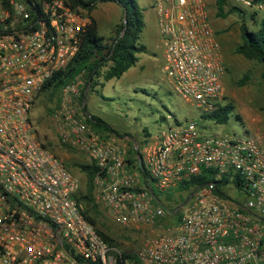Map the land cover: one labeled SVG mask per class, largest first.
<instances>
[{
	"label": "built area",
	"instance_id": "built-area-1",
	"mask_svg": "<svg viewBox=\"0 0 264 264\" xmlns=\"http://www.w3.org/2000/svg\"><path fill=\"white\" fill-rule=\"evenodd\" d=\"M214 4L148 5L165 79L199 117L223 98V54L206 11ZM232 7L255 19L264 14V0H223L225 10ZM88 22L68 0H0V264L135 263L84 218L75 200L79 179L38 140L29 118L44 84L77 53ZM78 76L60 88L52 126L60 145L94 166L92 191L109 220L151 233L134 253L136 263L264 264V130L208 137L194 121L167 116L154 136L128 145L87 126ZM201 170L212 181L167 210L157 193ZM165 216L172 221L164 223Z\"/></svg>",
	"mask_w": 264,
	"mask_h": 264
},
{
	"label": "rangeland",
	"instance_id": "rangeland-1",
	"mask_svg": "<svg viewBox=\"0 0 264 264\" xmlns=\"http://www.w3.org/2000/svg\"><path fill=\"white\" fill-rule=\"evenodd\" d=\"M133 1L139 8L144 24L139 37L144 50L137 54V62L117 79L103 80L106 66L101 67L94 78L96 85L92 92L88 91L89 84H85L84 74L78 76L82 83L78 91L82 92L81 104L84 99L85 112L100 119L113 134L125 137L128 145L129 138L136 143L144 134L154 136L165 126L164 119L169 121L167 116L170 121H194L198 131L208 137L241 136L246 129L252 132L264 130V71L260 64L233 52L240 43L238 25L241 17L237 13L219 19L214 17L212 6L206 7L208 21L221 46L226 69L223 98L234 108L227 123L218 125L200 118L198 110L182 101L166 81L162 70V47L153 13L148 8L149 0ZM92 6L89 16L96 24L97 35L109 44L114 36L113 28L122 19L120 8L114 3H101L99 0H92ZM78 10L85 13V10ZM243 19L248 29L256 28L248 16L245 15ZM243 76L247 80L237 85L236 81ZM58 100V90L40 92L30 108L29 118L38 140L77 176L80 192L84 194L86 180L78 165L86 163L85 157L74 149L60 145L52 126L51 118ZM235 115L239 116L240 121L234 119ZM80 206L93 218L95 227L113 239L122 252L135 253L141 242L151 235L147 228L134 229L113 224L93 191L90 207L83 202H80ZM169 221L172 219L167 217L163 220L164 223Z\"/></svg>",
	"mask_w": 264,
	"mask_h": 264
},
{
	"label": "trees",
	"instance_id": "trees-1",
	"mask_svg": "<svg viewBox=\"0 0 264 264\" xmlns=\"http://www.w3.org/2000/svg\"><path fill=\"white\" fill-rule=\"evenodd\" d=\"M68 1L69 6L72 9L78 10L80 8L85 10V13L89 18V22L81 33L77 53L63 69L53 73L51 78L42 87L41 92L49 89L52 91H59L63 85L82 73L86 78L85 84H89L88 91L92 92L93 87L96 85L94 78L98 75L101 67L106 66V70L102 76L103 80L107 81L113 78L117 79L135 64L137 60L136 55L144 50L143 46L139 44V37L143 29V22L141 20L139 8L133 0H99L101 3L109 2L116 4L119 6L123 15L119 24L112 30L114 36L110 38L109 44L103 42V39L97 35L96 24L89 16L93 7L92 0ZM214 7V17L216 18L224 19L230 13H237L238 16L241 17L238 25L240 43L234 47L233 52L234 54L242 56L246 60L255 61L260 64L264 71V14L258 19L253 18V16H248L249 20L254 22L256 26L255 29H248L243 19L246 15L244 11L234 7L225 10L223 8V0H215ZM123 24H125L124 27ZM121 29H123V32L117 39ZM246 80L247 77L243 76L236 81V84L242 85ZM82 98V92H80L78 102L79 105H81V112H84L85 105L81 104ZM233 109L232 104L224 101V98H222L221 103L217 104L212 111L200 115V117L215 124L223 125L227 123L229 116L233 114ZM89 116L90 118L85 117V123L94 132L100 135L113 133V131L101 122L100 119L94 117L93 115ZM234 119L240 121V118L237 115L234 116ZM146 136V134L143 135V137ZM130 153L132 154L131 150ZM78 168L84 174L86 183L85 193L81 194V192H79L76 195L75 200L79 204L80 202H83L86 207H90L91 192L93 188L92 178L95 168L92 164L87 162L85 164L78 165ZM210 181L212 180L210 178L209 171L201 170L197 175L189 177L187 181H182L175 188L159 194L157 193V197L163 206L167 210L171 211L183 202L193 188ZM86 211L82 210L84 218L95 228V231L100 238H102V240L109 245L117 246L113 239L95 227L93 218L89 217V214L86 213ZM122 257L133 259L135 262L134 264H137L134 259V253L122 252Z\"/></svg>",
	"mask_w": 264,
	"mask_h": 264
},
{
	"label": "water",
	"instance_id": "water-1",
	"mask_svg": "<svg viewBox=\"0 0 264 264\" xmlns=\"http://www.w3.org/2000/svg\"><path fill=\"white\" fill-rule=\"evenodd\" d=\"M122 17H123V15H122ZM124 25H125V24H123V27H124ZM122 32H123V29H121L119 35L117 36V39L120 37V35L122 34ZM82 104H84V99H83V101H82ZM84 113H85V112H84ZM85 115H86L87 118H90V116H89L88 114L85 113ZM129 140H130V142H131L133 145H135V141H134L132 138H129ZM138 168H141V166H140V160H138ZM191 194H192V192L186 197V199L183 201V203L181 204V206L184 205V204L186 203V201L190 198ZM166 211H167V210H166Z\"/></svg>",
	"mask_w": 264,
	"mask_h": 264
},
{
	"label": "crops",
	"instance_id": "crops-1",
	"mask_svg": "<svg viewBox=\"0 0 264 264\" xmlns=\"http://www.w3.org/2000/svg\"><path fill=\"white\" fill-rule=\"evenodd\" d=\"M150 11H152V10H150ZM153 13V12H152ZM153 16H154V14H153ZM143 26H144V24H143ZM140 44V43H139ZM137 56V55H136ZM136 62H137V60H136ZM135 62V63H136ZM84 112H85V110H84ZM86 114H88L87 112H85ZM88 115H90V114H88ZM148 136V135H147ZM143 138V135H142V137L141 138H139V139H142Z\"/></svg>",
	"mask_w": 264,
	"mask_h": 264
}]
</instances>
